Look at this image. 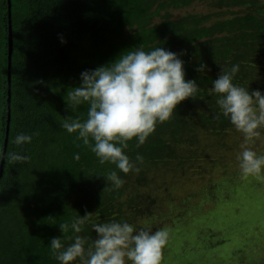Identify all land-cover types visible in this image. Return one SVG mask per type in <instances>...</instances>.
<instances>
[{
    "label": "trees",
    "instance_id": "1",
    "mask_svg": "<svg viewBox=\"0 0 264 264\" xmlns=\"http://www.w3.org/2000/svg\"><path fill=\"white\" fill-rule=\"evenodd\" d=\"M9 5L11 101L0 176V264H59L49 241L63 236L62 244H71L76 234H62L59 224L85 212L92 215L79 235L89 242L96 235L93 222L126 221L138 228L153 216L159 200L142 190L151 173L190 160L203 134L235 130L218 115L211 91L220 68L238 64L233 83L264 93V0H0V163L8 117ZM200 5L207 9H192ZM138 46L183 53L185 79L199 87L143 145L137 147L135 138L128 142L125 152L139 172L116 170L124 184L113 189L104 177L115 166L101 165L60 123L86 115L87 105L73 112L66 95L82 71ZM200 63L207 66L204 73L195 71ZM17 134L32 140L17 145ZM13 152L29 159L13 162ZM137 154L142 162L135 161Z\"/></svg>",
    "mask_w": 264,
    "mask_h": 264
},
{
    "label": "clouds",
    "instance_id": "2",
    "mask_svg": "<svg viewBox=\"0 0 264 264\" xmlns=\"http://www.w3.org/2000/svg\"><path fill=\"white\" fill-rule=\"evenodd\" d=\"M63 42V41H62ZM177 54L157 46L145 51L138 46L120 53L113 61L80 73V83L69 88L67 104L73 112L87 105L86 115L62 118L60 127L89 147L101 165L115 166L104 177L106 184L119 189L124 184L116 170L127 175L139 172L125 150L135 138L143 145L158 123L172 118L174 110L198 91L195 80L185 79L184 61ZM207 66L200 63L195 71L204 73ZM212 80L211 91L216 94L218 115L226 118L242 136L241 151L236 159L241 179L264 180V154L251 145L264 136V93L233 83L239 65L220 68ZM37 133H34L35 135ZM32 136L17 134L14 143H30ZM79 159V154H73ZM13 162L27 161V155L9 153ZM143 157L136 155L135 161ZM92 213L77 215L70 222L60 223V232L76 234L68 246L62 238L52 237L49 248L59 264H161L162 249L169 239L166 227L155 231L136 228L126 221L91 224L95 239L81 236L82 226Z\"/></svg>",
    "mask_w": 264,
    "mask_h": 264
},
{
    "label": "rangeland",
    "instance_id": "3",
    "mask_svg": "<svg viewBox=\"0 0 264 264\" xmlns=\"http://www.w3.org/2000/svg\"><path fill=\"white\" fill-rule=\"evenodd\" d=\"M196 11L206 6H193ZM242 136L203 134L191 159L152 172L142 188L159 200L138 228L166 227L161 264H264V180L241 179ZM264 154V136L247 145Z\"/></svg>",
    "mask_w": 264,
    "mask_h": 264
},
{
    "label": "water",
    "instance_id": "4",
    "mask_svg": "<svg viewBox=\"0 0 264 264\" xmlns=\"http://www.w3.org/2000/svg\"><path fill=\"white\" fill-rule=\"evenodd\" d=\"M10 2V0H8ZM9 14H8V20H9V28H8V37H9V42H8V117H7V126H6V137L4 140V146H3V151H2V158H1V163H0V176L2 173V169L5 163V156H6V149H7V144H8V132H9V121H10V101H11V92H10V85H11V73H10V67H11V56H12V25H11V12H10V5H9Z\"/></svg>",
    "mask_w": 264,
    "mask_h": 264
}]
</instances>
